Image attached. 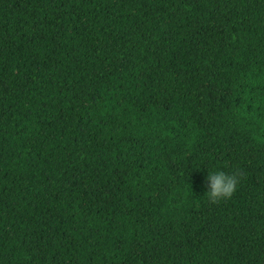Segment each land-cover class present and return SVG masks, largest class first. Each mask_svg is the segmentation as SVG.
<instances>
[{"label": "trees", "instance_id": "16d2710c", "mask_svg": "<svg viewBox=\"0 0 264 264\" xmlns=\"http://www.w3.org/2000/svg\"><path fill=\"white\" fill-rule=\"evenodd\" d=\"M0 264H264V0H0Z\"/></svg>", "mask_w": 264, "mask_h": 264}, {"label": "clouds", "instance_id": "9594fccd", "mask_svg": "<svg viewBox=\"0 0 264 264\" xmlns=\"http://www.w3.org/2000/svg\"><path fill=\"white\" fill-rule=\"evenodd\" d=\"M208 173L207 196L211 202L225 201L234 196L241 180L240 173L229 174L223 170L208 171Z\"/></svg>", "mask_w": 264, "mask_h": 264}]
</instances>
